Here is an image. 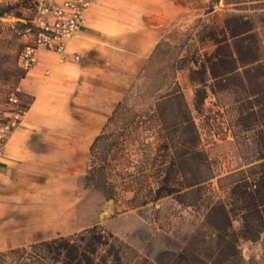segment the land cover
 <instances>
[{"label": "rangeland", "instance_id": "374dc122", "mask_svg": "<svg viewBox=\"0 0 264 264\" xmlns=\"http://www.w3.org/2000/svg\"><path fill=\"white\" fill-rule=\"evenodd\" d=\"M63 2L0 0L12 7L0 17L4 139L31 102L19 89L29 68L26 47L55 20L52 5ZM189 6L95 142L83 172L92 168L94 180L87 188L78 184V195H112L98 227L123 264H203L213 250L206 215L217 201L228 204L237 230L240 256L230 264H264V223L259 235L246 236L242 206L232 200L241 170L263 160L264 0H190ZM94 209L89 200L82 210L88 217ZM252 222H259L255 214ZM83 228L67 237L79 241ZM0 264L66 262L38 242L0 252Z\"/></svg>", "mask_w": 264, "mask_h": 264}, {"label": "crops", "instance_id": "0c3cea01", "mask_svg": "<svg viewBox=\"0 0 264 264\" xmlns=\"http://www.w3.org/2000/svg\"><path fill=\"white\" fill-rule=\"evenodd\" d=\"M190 0H92L79 36L39 47L31 95L0 149V252L77 232L78 178Z\"/></svg>", "mask_w": 264, "mask_h": 264}, {"label": "trees", "instance_id": "16d2710c", "mask_svg": "<svg viewBox=\"0 0 264 264\" xmlns=\"http://www.w3.org/2000/svg\"><path fill=\"white\" fill-rule=\"evenodd\" d=\"M2 11L0 17L12 13L11 5L0 6ZM15 15L23 19V14L17 12ZM23 25V22H18ZM260 158L263 159L258 164L250 166L247 170H241V177L238 179L235 189H233V198L235 204H240L243 210V233L248 237H255L261 232V228H257L259 224L264 223V149L261 150ZM262 168L261 171H256ZM249 171L251 174H248ZM95 171L87 170L78 178V184L87 188L91 181L94 180ZM97 186H105V182H98ZM239 189V191L237 190ZM112 197L111 194L105 196L97 195H81L77 201V224L84 227L78 235L79 241L71 237L60 236L50 241L39 242L49 249L56 258L63 257L66 264H123L119 250H116L115 242H109V237L99 230L98 222L104 204ZM93 200L95 209L85 217L83 208L85 204ZM206 215L205 224L212 230V253L207 254L203 260V264H230L235 262L239 256V245L237 230L233 226L231 209L224 201L214 203ZM256 215L258 224L252 222V216ZM85 217V218H84ZM109 236L114 240L117 238L110 233ZM107 237V238H106ZM104 245L106 254L99 259L95 256L99 248ZM113 257V260L108 259Z\"/></svg>", "mask_w": 264, "mask_h": 264}, {"label": "built area", "instance_id": "2783aa9c", "mask_svg": "<svg viewBox=\"0 0 264 264\" xmlns=\"http://www.w3.org/2000/svg\"><path fill=\"white\" fill-rule=\"evenodd\" d=\"M91 2L92 0H64L62 5H52L55 20L45 23L33 36L32 44L27 45L23 54L26 67L35 62V51L39 47L62 50L66 39L79 36ZM5 141L0 137V149Z\"/></svg>", "mask_w": 264, "mask_h": 264}]
</instances>
